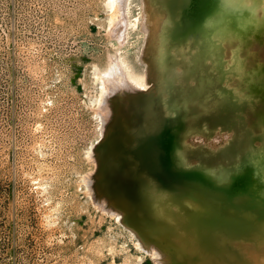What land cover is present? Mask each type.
<instances>
[{
  "label": "rangeland",
  "instance_id": "obj_1",
  "mask_svg": "<svg viewBox=\"0 0 264 264\" xmlns=\"http://www.w3.org/2000/svg\"><path fill=\"white\" fill-rule=\"evenodd\" d=\"M109 6L108 0H0V264H157L108 212L128 217L122 208L139 200L150 185L144 169L153 152L147 142L131 148L132 131L158 125L163 117L159 99L152 113L146 109L155 86L136 90L124 85L123 76L104 75L111 58L126 73L141 76L146 67L142 0ZM101 116L107 130L103 136ZM254 123L250 119L248 125L256 131ZM262 198L254 194L234 209L249 217ZM170 234L165 238L169 245L162 244L170 260L190 264L195 252L182 249ZM199 236L210 253L201 250L209 260L198 261L209 264H226V255L242 238L228 227ZM143 237L152 240L146 233Z\"/></svg>",
  "mask_w": 264,
  "mask_h": 264
},
{
  "label": "bare ground",
  "instance_id": "obj_2",
  "mask_svg": "<svg viewBox=\"0 0 264 264\" xmlns=\"http://www.w3.org/2000/svg\"><path fill=\"white\" fill-rule=\"evenodd\" d=\"M128 1L108 0V4L119 8ZM139 23L146 41L144 74L123 70L125 76L112 58L103 72L115 74L118 80L123 76L128 88L155 86L147 104L141 103L150 111L159 99L163 117L158 125H141L132 131L135 145L131 148L147 142L146 148L153 152L149 169H144L150 185L139 200L122 208L128 217L122 211L108 212L129 228L137 237L136 245L157 264L175 263L162 246L169 245L168 232L185 246L182 249L195 252L190 264H209L201 251L208 254L209 249L203 239L199 242V232L223 227L242 234L238 248L233 246L226 255V264H264V0H142ZM250 119L258 130L248 125ZM105 126L102 120V136ZM254 194L263 195L260 208H254L260 213L255 215L253 209L248 213L251 217L245 218V210L242 217L235 204ZM143 233L152 240L146 241ZM201 257L208 260L198 261Z\"/></svg>",
  "mask_w": 264,
  "mask_h": 264
}]
</instances>
